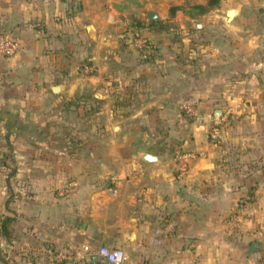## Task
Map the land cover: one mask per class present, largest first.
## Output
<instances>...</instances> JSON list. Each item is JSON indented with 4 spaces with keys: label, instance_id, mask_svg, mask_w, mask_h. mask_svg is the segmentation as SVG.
Masks as SVG:
<instances>
[{
    "label": "crops",
    "instance_id": "obj_1",
    "mask_svg": "<svg viewBox=\"0 0 264 264\" xmlns=\"http://www.w3.org/2000/svg\"><path fill=\"white\" fill-rule=\"evenodd\" d=\"M207 2L0 0V264H264V0Z\"/></svg>",
    "mask_w": 264,
    "mask_h": 264
},
{
    "label": "built area",
    "instance_id": "obj_2",
    "mask_svg": "<svg viewBox=\"0 0 264 264\" xmlns=\"http://www.w3.org/2000/svg\"><path fill=\"white\" fill-rule=\"evenodd\" d=\"M132 48L139 53L140 59L148 61L154 56V47L152 43L144 36L139 35L134 32L131 37ZM20 49V45L8 36H0V56L11 57L17 54ZM82 72L85 74H90L96 70L95 65H84L82 67ZM188 113L190 109L184 108ZM212 140L218 138L219 133L216 127L212 128L209 133ZM198 154L193 151H177L174 154V161L176 164V171L180 177L185 176L188 168V163L190 160L195 159ZM70 184L69 186H71ZM73 186V185H72ZM65 191L58 192L59 196H64ZM239 211H237L233 218L231 219V224L235 226L239 222ZM95 257L99 259L104 264H125V255L120 248H111L107 246H100L94 252ZM66 257L57 254L54 256L53 260H62Z\"/></svg>",
    "mask_w": 264,
    "mask_h": 264
},
{
    "label": "rangeland",
    "instance_id": "obj_3",
    "mask_svg": "<svg viewBox=\"0 0 264 264\" xmlns=\"http://www.w3.org/2000/svg\"><path fill=\"white\" fill-rule=\"evenodd\" d=\"M162 20V19H161ZM160 20V21H161ZM133 21V20H132ZM133 23V22H132ZM130 24H131V22H130ZM129 27V26H128ZM139 35H141L139 32H137ZM133 35V34H132ZM132 35L130 36V37H132ZM143 36V35H142ZM145 37V36H144ZM153 45V44H152ZM134 50V49H133ZM135 51V50H134ZM136 53H137V51H135ZM137 55H138V58L140 59V56H139V53H137ZM156 54H155V50H154V56H155ZM141 61H144V60H142V59H140ZM94 65L93 63H86V64H84V65ZM83 67V66H82ZM82 67H81V69H82ZM96 67V66H95ZM96 71V70H95ZM95 71L94 72H92V73H90V74H93V73H95ZM85 74V73H84ZM88 74V73H87ZM89 74V75H90ZM78 101H80L79 99H78ZM85 117V116H84ZM83 117V118H84ZM184 117L186 118V119H189V120H195V121H197V120H199L198 118L200 117V114L199 113H188V114H186V115H184ZM217 125H215V124H213V123H211L210 125H209V128H208V131H207V135H208V140H210V141H212V139L210 138V136H209V133H210V131L212 130V128H214V127H216ZM82 129V128H81ZM82 131V130H81ZM83 132V131H82ZM162 132L163 131H160V130H158V128L156 129V135H155V138H156V141H163V134H162ZM183 139H186V138H183ZM172 141V140H171ZM182 141V140H181ZM179 149V148H178ZM177 150V149H176ZM173 152V151H172ZM174 152H175V149H174ZM173 152V153H174ZM4 160V159H3ZM1 158H0V167H1V171H4V173H2V176H1V179H0V182H2L3 183V181L5 180V176L6 175H10V173H11V169L9 168V166H8V159H6V161H3ZM1 161H3V162H1ZM5 165V166H4ZM54 262H55V260H53Z\"/></svg>",
    "mask_w": 264,
    "mask_h": 264
},
{
    "label": "water",
    "instance_id": "obj_4",
    "mask_svg": "<svg viewBox=\"0 0 264 264\" xmlns=\"http://www.w3.org/2000/svg\"><path fill=\"white\" fill-rule=\"evenodd\" d=\"M233 12L229 11L228 12V17H232ZM162 19L161 12L156 10V9H149L146 11L145 14V20L148 23H157ZM52 92L57 93L60 90L59 86H54L52 87ZM142 160L145 162H154L156 160L155 156H151L149 154H143L141 156ZM258 251V243L257 242H252L250 243L247 254H252Z\"/></svg>",
    "mask_w": 264,
    "mask_h": 264
},
{
    "label": "trees",
    "instance_id": "obj_5",
    "mask_svg": "<svg viewBox=\"0 0 264 264\" xmlns=\"http://www.w3.org/2000/svg\"><path fill=\"white\" fill-rule=\"evenodd\" d=\"M215 3H216V0H208V2L206 3L205 7H203L201 5H195V6H193V8L198 10L199 12H204L207 9V7H210V6L214 5ZM177 9H178L177 7H172L170 9V15H172ZM135 24H136V22H135ZM7 223H9V219H4V220H2V223H1V233L4 236L9 235L8 227H6Z\"/></svg>",
    "mask_w": 264,
    "mask_h": 264
}]
</instances>
